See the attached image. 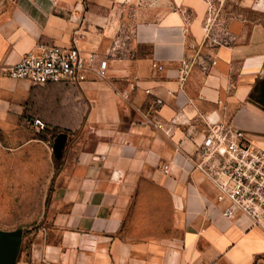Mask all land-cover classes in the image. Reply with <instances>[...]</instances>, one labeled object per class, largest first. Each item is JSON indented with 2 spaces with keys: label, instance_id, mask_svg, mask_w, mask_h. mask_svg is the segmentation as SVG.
<instances>
[{
  "label": "crops",
  "instance_id": "crops-1",
  "mask_svg": "<svg viewBox=\"0 0 264 264\" xmlns=\"http://www.w3.org/2000/svg\"><path fill=\"white\" fill-rule=\"evenodd\" d=\"M238 2L218 44L209 0L2 1L0 65L38 43L67 48L76 33L94 59L76 83L0 75V136L49 182L43 226L26 251L22 237L0 239V264H264V231L224 219L190 161L209 121L264 150V107L250 100L264 81V0Z\"/></svg>",
  "mask_w": 264,
  "mask_h": 264
},
{
  "label": "built area",
  "instance_id": "built-area-1",
  "mask_svg": "<svg viewBox=\"0 0 264 264\" xmlns=\"http://www.w3.org/2000/svg\"><path fill=\"white\" fill-rule=\"evenodd\" d=\"M260 1L255 0L256 4ZM82 39V35L74 34L67 48L38 43L35 52L25 54L14 64L0 65V75L35 84L76 83L84 63L94 59L93 55L87 59L82 57L78 47ZM106 63H100V76L106 73ZM32 126L38 135L47 127L40 118L33 119ZM190 161L193 170L214 187L224 219L246 217L264 231L263 149L255 147L247 135L233 125L209 121L204 139Z\"/></svg>",
  "mask_w": 264,
  "mask_h": 264
},
{
  "label": "rangeland",
  "instance_id": "rangeland-1",
  "mask_svg": "<svg viewBox=\"0 0 264 264\" xmlns=\"http://www.w3.org/2000/svg\"><path fill=\"white\" fill-rule=\"evenodd\" d=\"M209 2L206 25L210 27V36L218 44L229 41L230 19L243 10L242 5L238 0ZM249 9L247 7L246 13ZM188 13L191 19V12ZM40 155L43 156L42 152ZM28 156L0 136V233L21 232L24 251L31 241V234L43 226L42 214L49 184L45 171L43 176L35 175L37 171L31 167Z\"/></svg>",
  "mask_w": 264,
  "mask_h": 264
},
{
  "label": "water",
  "instance_id": "water-1",
  "mask_svg": "<svg viewBox=\"0 0 264 264\" xmlns=\"http://www.w3.org/2000/svg\"><path fill=\"white\" fill-rule=\"evenodd\" d=\"M68 135L66 133H60L56 136L53 144L54 156L56 159H60L62 157ZM22 237L21 232L16 233H0V239H9L19 241Z\"/></svg>",
  "mask_w": 264,
  "mask_h": 264
},
{
  "label": "trees",
  "instance_id": "trees-1",
  "mask_svg": "<svg viewBox=\"0 0 264 264\" xmlns=\"http://www.w3.org/2000/svg\"><path fill=\"white\" fill-rule=\"evenodd\" d=\"M259 90H261L260 93H264V81L258 82L256 84V86L254 87V89L252 90V92L250 94V100L253 101L254 103H258L260 106L264 107V97L263 98L259 97L260 96V95H258Z\"/></svg>",
  "mask_w": 264,
  "mask_h": 264
},
{
  "label": "bare ground",
  "instance_id": "bare-ground-1",
  "mask_svg": "<svg viewBox=\"0 0 264 264\" xmlns=\"http://www.w3.org/2000/svg\"><path fill=\"white\" fill-rule=\"evenodd\" d=\"M8 244H9V243H7V241H6V242H5V247H6V248L8 247Z\"/></svg>",
  "mask_w": 264,
  "mask_h": 264
}]
</instances>
